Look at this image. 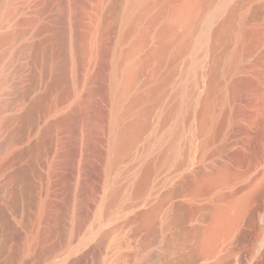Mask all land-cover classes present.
<instances>
[{"label":"rangeland","instance_id":"374dc122","mask_svg":"<svg viewBox=\"0 0 264 264\" xmlns=\"http://www.w3.org/2000/svg\"><path fill=\"white\" fill-rule=\"evenodd\" d=\"M75 1L70 20L68 0H0V264H35L26 242L38 255L58 246L47 264H252L264 248V0H216L222 8L211 27L204 18L178 29L188 49L176 65L172 46L165 68L149 58L178 2L137 8L144 14L136 23L130 0ZM163 4L170 9L150 27ZM132 66L142 72L121 98ZM170 74L169 86L127 116ZM146 107L148 130L113 166V137ZM222 170L225 180L208 186L205 177ZM230 193L247 199L244 216L203 254L199 235Z\"/></svg>","mask_w":264,"mask_h":264},{"label":"bare ground","instance_id":"6f19581e","mask_svg":"<svg viewBox=\"0 0 264 264\" xmlns=\"http://www.w3.org/2000/svg\"><path fill=\"white\" fill-rule=\"evenodd\" d=\"M73 1H75V0H68V3H69V8H70V12H69V14H68V17H69V19L71 20L72 19V9H73V7L75 6V3L73 2ZM78 1V0H77ZM81 1V0H80ZM166 2L167 1V3L169 4V1H172V0H130V2L131 3H129L130 4V13H127L128 15H127V17H129V18H131V19H135V21H136V23H137V21L140 19L141 20V17H140V15H142V14H144V12L142 11V9H141V11L143 12H141L142 14H139L138 15V13L140 12V10H139V12L137 13V15H134V14H136V13H134L133 14V11H135V12H137V8L138 9H140V7L141 8H143L144 10H145V12L147 11L146 9H148L149 7H151V6H154V5H156V4H158L159 2ZM178 2V6H176V8H174V9H172L171 8V10H174L173 11V16H172V18L171 19H169L166 23H164V25L161 27V29H160V34L159 35H161L162 36V40L160 41L161 43H159L160 45L155 49V50H152V52H151V55H150V53H149V55L151 56V58H149L150 60L152 59V58H157V60H160V61H162V62H160L159 61V63H161V65L163 64V63H165V62H163V60L164 59H167L166 58V56L168 55V52H169V54H170V49H172V46H174V45H177V51H176V53H175V56L173 55L172 57H170V60H172V62L174 61V60H177L176 61V63H178V59L180 60V58H178L177 59V57L176 56H178L179 54H183L184 52H186L187 51V49H188V46L185 44L186 43V41H185V43H184V41L182 42V36L181 35H179V34H182V33H179L178 34V29H180V27L181 26H186V27H191V26H193V25H195V24H197L198 25V23L200 22V21H202V19H204V18H206L207 20H208V22H207V28H209V27H211L210 26V23H211V21H213V18L215 17V16H217L219 13H220V11H221V5H219V6H217V7H215L214 8V6H216V0H173V2ZM76 2V1H75ZM77 3V2H76ZM78 4V3H77ZM176 4V3H175ZM170 5H167V4H163V6L159 9V11L152 17V18H150V27H152L153 28V26L155 27L157 24H159V21H160V19H161V17L165 14V12L167 11V8L169 7ZM175 7V6H174ZM128 9V10H129ZM136 9V10H135ZM169 9H170V7H169ZM168 9V10H169ZM171 10H169L170 12H171ZM212 10V13H209V11H211ZM129 12V11H128ZM167 13V12H166ZM172 14H170V15H172ZM126 17V16H125ZM138 17H139V19H138ZM128 18V19H129ZM127 20V19H126ZM133 20H131V22H132ZM141 22V21H140ZM140 22H138V23H140ZM149 22V21H148ZM126 24H127V22H125ZM134 23V22H133ZM133 23H132V26H133ZM135 23V25L133 26V27H135V29H136V31H137V29L139 30V26H140V24H139V26H138V28H136V24ZM131 26V25H130ZM125 27V26H124ZM182 27V28H183ZM195 27V26H194ZM132 28V27H131ZM147 27H144L143 29L145 30H142L143 31V33L141 34V36L143 35V36H145V38L146 39H149L148 37H149V35H148V31L150 30L149 28L148 29H146ZM184 29H185V27H184ZM191 29H192V27H191ZM221 29V28H220ZM190 30V29H189ZM189 30H188V32H189ZM214 31V34H213V36H215V34L217 35L218 33L217 32H215L216 31V29L215 30H213ZM150 32V31H149ZM37 33V32H36ZM134 34V33H133ZM150 34V33H149ZM184 34H186L185 32H184ZM188 34V33H187ZM158 35V34H157ZM220 35V34H219ZM141 36H140V38H141ZM8 37H10V38H12V35L10 36H8ZM14 37V36H13ZM132 37V36H131ZM215 37H217V36H215ZM132 38H134V37H132ZM214 38V37H213ZM127 39V38H126ZM185 39L187 40L188 38H186L185 37ZM127 40H129V39H127ZM139 40H141V39H139ZM213 41H214V39H213ZM140 42V41H139ZM138 42V44H140ZM127 43V42H126ZM135 44V43H134ZM137 44V43H136ZM140 45H142V42H141V44ZM133 46V45H132ZM136 46V49H137V47L139 48L140 46H138V45H135ZM216 46V45H215ZM215 46H214V43L211 41L209 44H208V48H215ZM218 46V45H217ZM175 47V46H174ZM131 49H133L132 47H130ZM120 49V48H119ZM131 49H130V52H133V51H131ZM174 49V48H173ZM135 50V49H134ZM170 50V51H169ZM23 51V50H22ZM25 55H27V56H31V57H33V56H35V50H34V48H33V46L32 45H29V46H26V49H25ZM126 53V52H125ZM126 55V54H125ZM180 55V57H182ZM129 56H130V53H129ZM132 56V55H131ZM176 57V58H175ZM131 59V58H130ZM129 59V60H130ZM153 59V60H154ZM35 60H38V57H36L35 58ZM141 60V59H140ZM168 60V59H167ZM118 61V60H117ZM165 61V60H164ZM138 62V61H137ZM168 62V61H167ZM171 62V63H172ZM126 63V62H125ZM158 63V64H159ZM173 63H175V62H173ZM172 63V66L174 67V64ZM175 63V64H176ZM166 64V63H165ZM165 64H164V66H165ZM123 65H125V64H123ZM136 65V64H135ZM170 66H171V64H169ZM177 65V64H176ZM175 65V66H176ZM139 66V65H138ZM138 66H135V67H131V68H128L127 70H125V72H124V74H125V81H124V85H123V87H122V90H121V93H120V96H121V98H122V96L124 97L125 96V99H126V96L127 95H129L130 93H128V91H129V89H131V87H132V85H133V83L135 84L136 83V81H137V79L135 80V78H137V77H139V75L138 74H140L139 73V71H138V69H140L141 70V68L139 67L138 69H137V67ZM163 65L161 66V67H164ZM169 66V67H170ZM120 67H123V66H120ZM142 67V66H141ZM160 68V67H159ZM165 68V67H164ZM170 68H172V67H170ZM117 69V68H116ZM156 69V68H155ZM154 69V70H155ZM115 70V69H114ZM117 71V70H116ZM156 71H158V68H157V70ZM169 71V70H168ZM159 72V71H158ZM170 72V71H169ZM174 72H175V70H174ZM156 73V72H155ZM163 73V72H162ZM168 73V72H167ZM119 73L117 72L116 73V75H118ZM152 75L154 74V73H151ZM150 74V75H151ZM1 75V74H0ZM116 75H113L114 76V80L116 79ZM121 75V74H120ZM149 75V76H150ZM156 75V74H155ZM154 75V77H156ZM162 75V74H161ZM166 75V74H165ZM191 75H192V78L193 77H195V72L193 71V72H191ZM171 76H172V74H170L167 78H164V80H163V82L160 84V85H157V86H154V87H152V88H150L149 90H147V92L145 91L143 94H141V95H139V96H137L133 101H132V103L128 106V114H127V116L129 115V113L131 112V109L133 108L134 109V107H136V105L138 106H140V103L142 102L143 103V101L144 100H148V101H151L152 99H150V98H153V97H155V95H157L159 92H161L162 91V89L165 87V86H169V85H167L168 83H169V81H170V79H171ZM1 77V76H0ZM118 77V76H117ZM151 77V76H150ZM119 79V81H120V77H118L117 78V80ZM151 79V78H150ZM149 79V80H150ZM152 79H153V77H152ZM151 79V80H152ZM162 79V78H161ZM160 79V80H161ZM0 80H1V78H0ZM113 80V82H117V80H115L114 81ZM135 81V82H134ZM171 83V82H170ZM151 84V83H150ZM114 86H116V85H114ZM113 86V87H114ZM134 87V86H133ZM114 91H117V90H114ZM182 91H184V86H182L179 90H178V92L180 93V92H182ZM130 92V91H129ZM115 94V93H114ZM164 95V94H163ZM163 95H162V97H163ZM114 98V97H113ZM158 99H159V97H158ZM117 100V99H116ZM122 100V101H121ZM120 101L121 102H123V99H121ZM161 100H162V98H161ZM206 100V99H205ZM154 101V100H153ZM152 101V102H153ZM158 101V100H157ZM203 101V100H202ZM145 102V101H144ZM204 102V101H203ZM202 102V103H203ZM141 103V104H142ZM206 103V102H205ZM118 105V104H117ZM208 105V104H207ZM127 106V105H126ZM138 106V107H139ZM142 106V105H141ZM140 106V107H141ZM150 106V105H149ZM156 106V105H155ZM176 108H178V110L181 112V114H179V116H180V118L182 117V118H184V115L182 114V111H183V109L182 108H179V104L177 103V105H176ZM116 109H117V106H116ZM154 109V108H153ZM135 110V109H134ZM185 110V109H184ZM125 111H127V109L125 110ZM124 111V112H125ZM130 111V112H129ZM153 110H152V108H148V107H146V109H144V110H142L141 111V113L139 114V116L138 115H136V116H138V117H136V119L135 120H133V122H131V123H128V124H126L125 125V127H124V125H123V127L122 128H120L117 132H116V134H115V137H113L114 138V140H113V142L111 143V144H113V151H114V153H115V156H114V160H113V166L118 162V161H120L122 158H123V156L125 155V153H127L128 151L127 150H129L131 147H133L134 145H135V143H136V141H138L137 139L138 138H140V136H142L143 134V132H145V130L150 126V121L148 120V117H149V115L151 114V112H152ZM186 111V110H185ZM179 112V113H180ZM190 111L188 110V112L187 113H189ZM206 112V111H205ZM137 113V112H136ZM186 112H185V114H187ZM204 113V112H203ZM131 114V113H130ZM123 115V114H122ZM125 113H124V115H123V117H122V119L121 120H123V118H125ZM188 116V114L185 116V117H187ZM201 116H202V114H201ZM200 116V117H201ZM205 116V115H204ZM203 116V117H204ZM208 117V116H207ZM202 119V118H201ZM14 120V119H13ZM128 120V119H127ZM183 120V119H182ZM122 122V121H121ZM202 122V121H201ZM206 122V121H205ZM208 122V121H207ZM210 122V121H209ZM125 123V122H124ZM122 125V124H121ZM204 125H207V124H204ZM113 129V128H112ZM148 130V129H147ZM206 130V129H205ZM178 131L179 130H176V132L178 133ZM179 133H180V131H179ZM178 133V134H179ZM175 134V133H174ZM18 137V136H17ZM16 137V138H17ZM16 138H14L15 140H16ZM19 140L17 139V142H18ZM162 141V140H161ZM11 141H9V143H10ZM12 142H14V141H12ZM16 144V143H15ZM84 166V165H83ZM180 166V165H179ZM181 167V166H180ZM200 167V166H199ZM84 168V167H83ZM147 169H149V168H151V167H146ZM196 170V169H195ZM148 170H146V172H147ZM218 171V170H217ZM146 172H144V173H146ZM149 172L151 173V171H150V169H149V171L145 174L146 176H144V174H143V176H144V178H143V180L141 181V183L139 184L138 183V193H140L141 194V192L142 191H144V188H145V185H146V180H147V178H148V174H149ZM198 172H199V170H198ZM216 172V171H215ZM180 173V172H179ZM224 173H225V171L223 172V170L222 171H219V172H216V173H211V174H208L207 175V177H205V179L204 180H207L206 182L208 183L207 185L208 186H212L213 184H217V183H219V182H221L226 176V173H225V175H224ZM195 177V176H194ZM203 179V178H202ZM76 180V179H75ZM86 180V179H85ZM225 180V179H224ZM202 181V180H201ZM200 181V182H201ZM84 182V181H83ZM82 182V183H83ZM196 184V183H195ZM75 186V185H74ZM205 186V185H204ZM208 186H206V187H208ZM4 187H5V184H4ZM3 187V188H4ZM6 187H7V185H6ZM4 188V189H7V188ZM0 189H2V187H0ZM146 190V189H145ZM2 191H3V189H2ZM1 191V192H2ZM81 191V190H80ZM236 191H238V190H236ZM82 192V191H81ZM80 192V193H81ZM178 192V191H177ZM176 192V193H177ZM13 193V192H12ZM74 193V192H73ZM116 194L118 193V191H116L115 192ZM146 193V192H145ZM144 193V194H145ZM232 193V192H231ZM231 193H230V195H231ZM236 193V192H235ZM238 193H239V191H238ZM139 194V195H140ZM147 194V193H146ZM145 194V195H146ZM233 194H234V192H233ZM5 195H7V194H5ZM9 195V194H8ZM10 195H12L11 193H10ZM14 195V194H13ZM11 196V197H9L10 198V202H11V205L14 207V211L15 212H19V214L21 215V213L23 214V222H24V225H26L28 228H31V227H33V222L28 218V213H27V211L26 210H24V206H25V203H23V202H21L20 200H19V198H17V197H15V195L14 196ZM225 196L227 195V194H224ZM229 195V194H228ZM232 196V195H231ZM234 196V195H233ZM226 197V198H221V197H219L218 199H217V201H216V204H215V206L211 209V211H210V215L208 216L209 217V219H210V222H211V225L207 228V229H205L203 232H199L200 233V235H199V238H200V247L198 248V250H199V252H201V253H203V254H211V253H213L215 250H216V248H217V246H218V244L221 242V240H223L222 238H223V236L226 234V233H230L231 234V232H234L233 231V229L238 225V223L240 222V218H241V215L242 216H244L243 215V210H244V208H245V206H246V202H247V199L245 200V198L243 197L242 199H239V198H237L236 196H237V194H236V196L235 197ZM5 197V196H4ZM7 197V198H8ZM145 197H147V196H145ZM149 197V196H148ZM83 198V197H82ZM5 199H6V197H5ZM147 199V198H146ZM136 200H137V198L135 199V202H136ZM8 201V200H7ZM137 201H140V200H137ZM142 202H143V200H142ZM144 204V203H143ZM248 204V203H247ZM81 205H83V204H81ZM130 205H133V204H130ZM138 205V204H137ZM147 205V204H146ZM11 206V207H12ZM78 206H80V203H79V205ZM141 205H139V207H140ZM245 210H247V209H245ZM80 211H81V209H80ZM82 219V218H81ZM78 220V219H77ZM80 220V219H79ZM78 222V221H77ZM80 222V221H79ZM78 228V227H77ZM76 228V229H77ZM92 230V229H91ZM235 230V229H234ZM78 232V231H77ZM90 232V231H89ZM233 234V233H232ZM68 237V236H67ZM66 237V238H67ZM227 237V236H226ZM84 238V237H83ZM96 238H97V236H96ZM87 239V238H86ZM80 240V239H79ZM83 240V239H82ZM85 241V240H84ZM91 241H93V240H91ZM31 242V241H30ZM89 242V241H88ZM155 242V240H152V243H154ZM85 243V242H84ZM83 242H82V244H81V246H80V248L82 249L84 246H85V244H84ZM87 244V243H86ZM90 244H91V242H90ZM90 244H88V245H90ZM33 245V244H32ZM57 245H58V243H57ZM95 245V244H94ZM96 245H98V244H96ZM78 246H79V244H78ZM34 247V246H33ZM88 247V246H87ZM90 248H91V245L89 246ZM88 247V248H89ZM85 249V250H89V249ZM47 249V248H46ZM49 250L47 251V252H45L43 255H38L37 253H35L34 251V249H32L31 248V245L30 244H28V242H26V246H25V249L23 250V252H27V251H29L30 253H29V256L28 257H30L29 259H30V262H35V264H47V263H49V262H52L54 259H55V257H56V255L59 253H57V250H58V246H55V247H51V248H48ZM69 249H71V248H69ZM6 251H8V250H6ZM23 252L21 253L22 254V256H23ZM85 252V251H84ZM28 253V252H27ZM40 253H43L42 251L40 252ZM63 253V252H62ZM8 254H10V253H8ZM65 256V255H64ZM70 256V255H69ZM79 256V255H78ZM60 258V257H59ZM264 259V248H262L260 251H259V254H258V256H257V258H255V260L252 262V264H263L262 263V260ZM59 260V259H58ZM63 260H64V258H63ZM8 262V261H7ZM56 262V261H55ZM120 263V262H119ZM8 264H13V262L12 263H10V261L8 262ZM51 264V263H50ZM53 264V263H52ZM69 264H70V262H69ZM72 264V263H71ZM74 264V263H73Z\"/></svg>","mask_w":264,"mask_h":264}]
</instances>
